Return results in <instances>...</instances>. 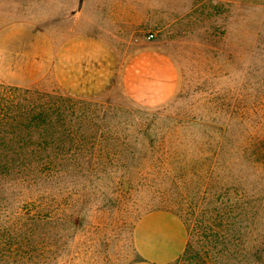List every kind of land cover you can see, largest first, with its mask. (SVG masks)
<instances>
[{
    "label": "rangeland",
    "instance_id": "374dc122",
    "mask_svg": "<svg viewBox=\"0 0 264 264\" xmlns=\"http://www.w3.org/2000/svg\"><path fill=\"white\" fill-rule=\"evenodd\" d=\"M34 89L67 104L75 101L86 111V153H139L142 145L133 135L150 132L153 119L161 123L176 116L194 123L192 129L177 126L174 131L202 138L198 144L208 152L218 148L223 130L213 120L229 124L226 141L243 148L264 134V0H0V96L12 94L0 100V153L20 146L30 152L31 92L26 91ZM137 121L141 127L127 125ZM200 121L210 128L204 132ZM205 133L211 137L204 146ZM140 157L81 161L95 170H84L77 184L72 178L69 184L64 181L62 210L32 228L35 258L42 254L39 264L139 262L144 257L136 242L137 226L157 210L181 220L187 244L172 177L143 175L119 207L104 198L103 190L113 185L111 169L157 163ZM172 163L171 174L180 175L182 168L174 159ZM4 164L0 157V208L13 211L37 193L35 186L23 183L30 175L2 176ZM156 176L162 181L153 188ZM160 198L166 199L157 203L163 208L148 210V202ZM198 240L196 236L191 243V254L200 256L179 264H203ZM185 249L166 264H178Z\"/></svg>",
    "mask_w": 264,
    "mask_h": 264
},
{
    "label": "trees",
    "instance_id": "16d2710c",
    "mask_svg": "<svg viewBox=\"0 0 264 264\" xmlns=\"http://www.w3.org/2000/svg\"><path fill=\"white\" fill-rule=\"evenodd\" d=\"M29 92L30 152L24 151L21 146L16 151L4 148L0 157L5 162L2 176L14 172L30 175L23 179V183L35 186L37 194L25 200L23 207L19 206L17 210L0 208V218L3 217L0 227V264H39L42 254L35 258V250H32L35 242L33 229L37 223L50 220L62 210L60 193L65 187L64 181L69 184L72 178V183L77 184V177L84 170H95L81 165L82 160L102 156L137 159L139 155L144 159L155 158L157 163H149L144 168L128 165L111 169L112 189L103 190L102 194L104 198L110 199L114 207H119L128 192L137 190L136 186L140 185L143 175L146 174L148 178L157 173L163 178L172 177L178 188L175 192L177 197L174 196L175 203L181 205L178 206V213L184 219L189 233L186 249L178 264L200 256L198 251L191 254L194 250L191 243L196 236L201 253L204 254L203 264H221V261L224 264H264V134L252 137L247 146L241 148L226 141L229 124L213 120L210 123L223 130L220 131L218 148L208 152V149L198 144L203 141L202 138L182 137L178 134L180 132L174 131L177 126L190 129L194 123L176 116L161 122L165 123L162 127L158 120L153 119L150 132L139 131L133 135L135 141L141 142L140 154L129 150L86 153L84 146L87 141L90 142V136L82 131L85 116H88L86 111L78 108L77 102L70 100L67 104L64 99H58L49 92L40 89L26 91ZM10 93L1 95L0 100H9ZM87 121L89 126L94 124L92 119ZM198 123H201L199 126L203 131L210 128L204 125L205 121ZM19 124L24 126L20 121ZM127 125L141 127L142 124L137 121ZM206 135L204 146L211 137ZM124 138L127 140L129 137ZM2 139L4 143L8 140L7 137ZM20 143H24L23 140ZM225 143L228 149L224 147ZM171 159L182 168L180 175L171 174L174 170L171 169ZM11 162L14 163L12 167ZM154 180L150 186L156 188L162 179L156 176ZM89 182L94 184L95 179L90 178ZM189 186H192L191 190ZM160 194L163 196L164 193ZM164 200H150L148 203H151V207L148 210L163 208L157 203ZM197 207H202V210L196 214L193 210ZM15 219L16 232L11 233V222Z\"/></svg>",
    "mask_w": 264,
    "mask_h": 264
},
{
    "label": "crops",
    "instance_id": "0c3cea01",
    "mask_svg": "<svg viewBox=\"0 0 264 264\" xmlns=\"http://www.w3.org/2000/svg\"><path fill=\"white\" fill-rule=\"evenodd\" d=\"M75 43L67 47L72 48ZM136 242L144 259L134 264H166L183 252L186 231L174 214L163 210L152 211L140 220Z\"/></svg>",
    "mask_w": 264,
    "mask_h": 264
},
{
    "label": "built area",
    "instance_id": "2783aa9c",
    "mask_svg": "<svg viewBox=\"0 0 264 264\" xmlns=\"http://www.w3.org/2000/svg\"><path fill=\"white\" fill-rule=\"evenodd\" d=\"M149 37H150V38L154 37V34H150Z\"/></svg>",
    "mask_w": 264,
    "mask_h": 264
}]
</instances>
